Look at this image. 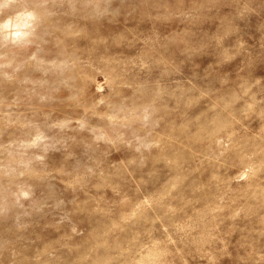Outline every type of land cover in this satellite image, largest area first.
<instances>
[{
    "label": "rangeland",
    "instance_id": "obj_1",
    "mask_svg": "<svg viewBox=\"0 0 264 264\" xmlns=\"http://www.w3.org/2000/svg\"><path fill=\"white\" fill-rule=\"evenodd\" d=\"M0 264H264V0H0Z\"/></svg>",
    "mask_w": 264,
    "mask_h": 264
}]
</instances>
